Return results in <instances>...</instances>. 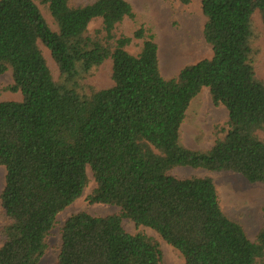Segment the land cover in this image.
I'll list each match as a JSON object with an SVG mask.
<instances>
[{"label":"trees","instance_id":"16d2710c","mask_svg":"<svg viewBox=\"0 0 264 264\" xmlns=\"http://www.w3.org/2000/svg\"><path fill=\"white\" fill-rule=\"evenodd\" d=\"M199 1L212 55L165 78L149 30L119 32L123 19L135 18L126 0H42L56 30L35 0H0V75L10 71L7 90L21 94L0 101V264H38L88 171L95 183L89 203L119 212L70 216L56 264H161L157 240L128 233L123 220L156 232L184 264H264V227L250 240L221 209L211 177L170 174L182 166L264 183V82L254 71L253 28L258 12L264 37V0ZM93 21L99 25L90 32ZM133 39L142 40L136 54L127 50ZM108 59L112 84H84ZM203 88L227 120L209 149L195 150L181 144L180 128Z\"/></svg>","mask_w":264,"mask_h":264},{"label":"rangeland","instance_id":"374dc122","mask_svg":"<svg viewBox=\"0 0 264 264\" xmlns=\"http://www.w3.org/2000/svg\"><path fill=\"white\" fill-rule=\"evenodd\" d=\"M48 25L56 30L52 18L47 13L42 0H35ZM76 3L93 0H73ZM135 14L134 19L125 18L118 26L120 33L131 35L139 28L144 27L153 35L157 45L158 65L160 73L165 78L176 75L184 66L210 58L212 48L202 35L205 17L202 13L200 1L191 0L182 3L179 0H126ZM99 25V21L89 24L88 30L92 32ZM253 28L259 35L262 33V24L258 12L253 14ZM254 41V46L260 48V53L254 63L255 75L264 82V37ZM142 40L133 39L127 50L136 54L140 50ZM47 65L52 72L54 80H60V73L49 51L41 46ZM111 61H104L92 74L84 80V84L97 88H107L111 81ZM12 84L10 71L0 75V101H19L21 94L7 90ZM227 120V112L222 106L213 105L209 91L203 88L192 100L186 118L180 128V142L187 148L207 150L212 145L215 127L223 125ZM175 177L190 176L211 177L217 193L219 204L223 212L232 220L238 222L244 229L247 237L254 240L257 232L264 227V183L248 182L243 176L231 171L210 172L205 169L191 167H175L170 171ZM89 182L81 195L57 215V222L47 237V250L38 264H56L61 245V228L64 222L73 214L87 212L92 216H106L117 214L119 208L109 204H90L88 195L94 188L93 176L88 171ZM5 184V168L0 165V194ZM0 227L6 220L1 214ZM125 230L130 234L144 233L155 238L162 252L161 264H184L182 256L156 232L136 226L133 222L123 220Z\"/></svg>","mask_w":264,"mask_h":264}]
</instances>
